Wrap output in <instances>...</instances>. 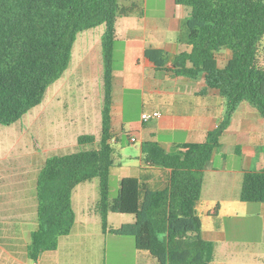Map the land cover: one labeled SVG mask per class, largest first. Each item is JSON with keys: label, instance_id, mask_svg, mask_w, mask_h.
<instances>
[{"label": "trees", "instance_id": "obj_1", "mask_svg": "<svg viewBox=\"0 0 264 264\" xmlns=\"http://www.w3.org/2000/svg\"><path fill=\"white\" fill-rule=\"evenodd\" d=\"M189 14L185 21L189 50L172 61L164 50L148 49L146 57L157 71L198 80L216 89L225 100L221 124L202 144L167 152L154 139L142 145L143 159L170 169L168 187L153 189L139 178L122 180L113 200L110 178L115 167L112 126L113 81L118 45L119 0H0V126L10 127L40 106L49 88L69 69L78 35L104 26L102 36L103 107L101 137H78L79 146H91L49 157L37 184V229L28 254L33 262L56 251L62 237L71 234L76 213L75 188L99 180L98 212L105 233L133 237L137 250L158 264H209L210 244L203 239L202 221L195 209L204 183V170L242 103L264 118V0H173ZM231 51L219 67L217 55ZM172 62V69L168 64ZM241 201L264 204V170L244 175ZM111 213L130 215L134 222L118 228Z\"/></svg>", "mask_w": 264, "mask_h": 264}, {"label": "crops", "instance_id": "obj_2", "mask_svg": "<svg viewBox=\"0 0 264 264\" xmlns=\"http://www.w3.org/2000/svg\"><path fill=\"white\" fill-rule=\"evenodd\" d=\"M188 14L186 7L176 5L173 0H119L113 142L121 143L126 135L129 143L139 146L140 153L137 156L116 153L110 185H115L117 195L122 180L129 177L139 178L153 189L168 187L171 170L143 159L142 145L146 141L154 139L167 152L174 153L181 146L204 143L208 133L222 122L225 100L218 90L207 88L204 76L190 80L171 71H157L145 54L148 49L164 50L172 61L188 51L185 27ZM104 32L99 34L101 39ZM93 45L94 34L81 41L77 71H83L89 87L102 79L99 101L102 95L103 107V58ZM231 58V51L221 50L217 55L219 67L223 68ZM75 73L76 70L70 71L67 85H74ZM131 97L138 99L139 107L134 109ZM102 107L100 111L98 104L95 111L99 127H102ZM86 110L83 116L88 126L93 116L90 107ZM153 113H160L161 117L148 122L142 119L144 114ZM263 170L264 118L251 105L242 103L222 137L221 147L205 167L201 197L195 205L202 221L203 239L210 244L209 264H264V204L246 203L240 198L244 175ZM35 198V222L28 219L26 209L21 210L23 219L15 220L12 216L11 220L0 222V264H106L108 240L118 243L121 237L103 231L98 212V179L75 188L72 203L76 222L71 234L60 239L56 251L42 254L37 262L28 254L32 232L38 226L36 192ZM109 222L118 228L133 223L134 217L111 213ZM133 264L158 262L149 253L137 250L134 243Z\"/></svg>", "mask_w": 264, "mask_h": 264}, {"label": "rangeland", "instance_id": "obj_3", "mask_svg": "<svg viewBox=\"0 0 264 264\" xmlns=\"http://www.w3.org/2000/svg\"><path fill=\"white\" fill-rule=\"evenodd\" d=\"M104 31V26H100L80 33L69 69L49 88L44 102L31 110L15 125L0 126V222L9 221L12 216L15 220L23 219L21 210L24 209L28 212L26 215L28 219L35 222V187L39 172L46 160L56 155L91 149V146H79L77 140L81 135L92 134L98 140L100 139L101 127L95 118L97 116L95 113L98 111H95L98 104L100 111L102 107V95L99 101L102 79H98V84L95 83L89 87L83 71H77L81 58L77 51L81 41L86 36L94 34L92 47H98L97 49L102 54V39L99 34ZM115 61L117 66L119 64L118 51L115 52ZM260 61L264 66V46ZM71 70H76L75 82L74 85H67ZM131 101L134 103V109L139 107L137 98ZM128 105H130L129 101ZM89 107L92 109L93 118L91 125L87 126L83 115ZM134 111H131L132 114H135ZM99 114L101 116V113ZM115 149L117 152L130 156H137L140 153L139 146L129 143L126 135L123 136L121 143L115 145ZM115 188L114 184L110 185L111 198L117 195ZM134 240L133 237H121L118 243L108 240L106 264H133Z\"/></svg>", "mask_w": 264, "mask_h": 264}, {"label": "built area", "instance_id": "obj_4", "mask_svg": "<svg viewBox=\"0 0 264 264\" xmlns=\"http://www.w3.org/2000/svg\"><path fill=\"white\" fill-rule=\"evenodd\" d=\"M161 117V114L160 113H153V114H144L142 116V119L145 121V122H148L152 119H158ZM131 141L134 143L135 142V139L132 138Z\"/></svg>", "mask_w": 264, "mask_h": 264}]
</instances>
